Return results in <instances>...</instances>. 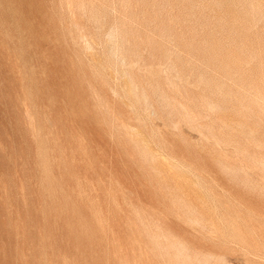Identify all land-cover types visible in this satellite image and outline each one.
<instances>
[{"label":"rangeland","instance_id":"obj_1","mask_svg":"<svg viewBox=\"0 0 264 264\" xmlns=\"http://www.w3.org/2000/svg\"><path fill=\"white\" fill-rule=\"evenodd\" d=\"M0 264H264V0H0Z\"/></svg>","mask_w":264,"mask_h":264},{"label":"bare ground","instance_id":"obj_2","mask_svg":"<svg viewBox=\"0 0 264 264\" xmlns=\"http://www.w3.org/2000/svg\"><path fill=\"white\" fill-rule=\"evenodd\" d=\"M28 149V148H27Z\"/></svg>","mask_w":264,"mask_h":264}]
</instances>
